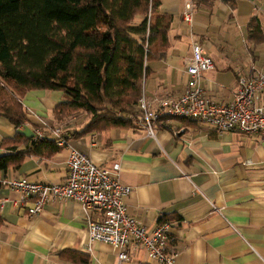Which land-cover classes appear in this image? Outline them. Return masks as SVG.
<instances>
[{"label": "crops", "instance_id": "obj_1", "mask_svg": "<svg viewBox=\"0 0 264 264\" xmlns=\"http://www.w3.org/2000/svg\"><path fill=\"white\" fill-rule=\"evenodd\" d=\"M162 0L159 12L171 17L169 46L147 62L144 95L177 97L187 86L185 59L198 41L214 60L203 85L217 102L229 103L238 78L264 70V0ZM191 13V20L185 14ZM257 17L262 37H251ZM61 90L34 89L23 97L28 122L17 128L0 115L3 142L17 132L37 129L53 139L62 128L66 146L27 155L19 167L0 175L33 182L62 183L67 177L70 146L96 164H121L120 179L133 190L125 199L129 212L151 229L161 219L172 222L177 264H264V139L240 131L218 132L207 123L166 117L155 123V136L142 124L82 132L91 115L80 111L59 120L55 109ZM20 193L0 187V264H118V251L97 241L89 249L87 220L73 199L53 200L30 214L16 205ZM253 245L255 250L249 246ZM123 264H158L143 247H129Z\"/></svg>", "mask_w": 264, "mask_h": 264}, {"label": "trees", "instance_id": "obj_2", "mask_svg": "<svg viewBox=\"0 0 264 264\" xmlns=\"http://www.w3.org/2000/svg\"><path fill=\"white\" fill-rule=\"evenodd\" d=\"M162 0H0V115L17 128L28 122L23 104L34 89L61 90L55 109L62 120L80 111L91 115L82 132L135 123L147 62L169 46L171 17ZM251 37H262L261 22H249ZM139 110V109H138ZM0 153V175L55 139L17 132ZM3 219L0 217V226Z\"/></svg>", "mask_w": 264, "mask_h": 264}, {"label": "built area", "instance_id": "obj_3", "mask_svg": "<svg viewBox=\"0 0 264 264\" xmlns=\"http://www.w3.org/2000/svg\"><path fill=\"white\" fill-rule=\"evenodd\" d=\"M194 6V1L188 0L189 12ZM185 19L190 21L191 13L187 12ZM185 66L188 80L181 95L157 99L155 108L144 93L139 99L140 124L149 135L155 136V123L160 119L178 117L207 123L218 132L240 131L264 139V70L240 76L232 101L222 103L215 101L203 85V74L214 68V60L198 41L193 43ZM52 133L59 146L67 145L62 128H55ZM44 137L42 129L35 130V139ZM120 175V163L102 167L70 146L64 182H33L22 177L4 179L1 184L20 193L16 205L32 203L28 208L30 214L43 212L45 204L53 200L80 202L87 220L89 249L97 241L109 243L118 251V264L130 260L129 247L145 248L158 264H177L172 222L161 219L149 229L133 216L125 202L133 187L123 183Z\"/></svg>", "mask_w": 264, "mask_h": 264}, {"label": "rangeland", "instance_id": "obj_4", "mask_svg": "<svg viewBox=\"0 0 264 264\" xmlns=\"http://www.w3.org/2000/svg\"><path fill=\"white\" fill-rule=\"evenodd\" d=\"M144 82H145V81H144ZM135 110L137 111V113H136L134 119H135V123H138V121H139V110H138V106H137V104H136ZM84 113H85V112H84Z\"/></svg>", "mask_w": 264, "mask_h": 264}, {"label": "water", "instance_id": "obj_5", "mask_svg": "<svg viewBox=\"0 0 264 264\" xmlns=\"http://www.w3.org/2000/svg\"><path fill=\"white\" fill-rule=\"evenodd\" d=\"M0 187H1V182H0Z\"/></svg>", "mask_w": 264, "mask_h": 264}]
</instances>
